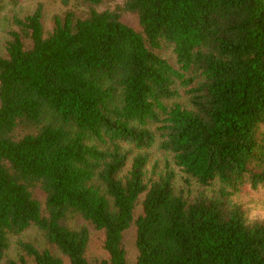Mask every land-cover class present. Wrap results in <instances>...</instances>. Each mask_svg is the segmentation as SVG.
<instances>
[{
  "label": "trees",
  "instance_id": "obj_1",
  "mask_svg": "<svg viewBox=\"0 0 264 264\" xmlns=\"http://www.w3.org/2000/svg\"><path fill=\"white\" fill-rule=\"evenodd\" d=\"M59 1L50 29L42 4L8 19L0 264H264L232 198L264 187V0Z\"/></svg>",
  "mask_w": 264,
  "mask_h": 264
},
{
  "label": "rangeland",
  "instance_id": "obj_2",
  "mask_svg": "<svg viewBox=\"0 0 264 264\" xmlns=\"http://www.w3.org/2000/svg\"><path fill=\"white\" fill-rule=\"evenodd\" d=\"M38 4L43 6V22L47 29L52 27V16L55 12L61 9V3L59 0H19L16 3H12L9 0H4L2 16L0 20V55L5 52V44L9 35L11 23L8 19L16 15H25L32 12ZM123 21L126 23L138 27V21L134 14L130 12H124L122 15ZM154 157H162L160 152L154 150ZM181 172L178 171V180L180 181ZM234 201L240 202L245 208L247 217L251 220L262 219L264 220V187H260L257 190L253 189L250 185L245 186L241 191L237 192L233 197ZM141 212V205L136 208V215ZM25 241H30L39 247L47 246L42 234L35 228L31 227L20 235ZM17 240L18 237L12 236L10 238V247L8 250V257H17ZM103 235L99 231H91V239L88 248V256L91 259L94 258H108V253L103 248ZM136 228L132 225L125 232V245L127 250V257L130 261H135L138 255L136 247ZM28 264H35L33 260L29 259ZM67 264V263H66Z\"/></svg>",
  "mask_w": 264,
  "mask_h": 264
}]
</instances>
